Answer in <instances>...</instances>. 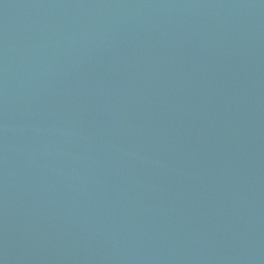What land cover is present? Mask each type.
<instances>
[{
  "label": "water",
  "instance_id": "water-1",
  "mask_svg": "<svg viewBox=\"0 0 264 264\" xmlns=\"http://www.w3.org/2000/svg\"><path fill=\"white\" fill-rule=\"evenodd\" d=\"M0 264H264V0H0Z\"/></svg>",
  "mask_w": 264,
  "mask_h": 264
}]
</instances>
